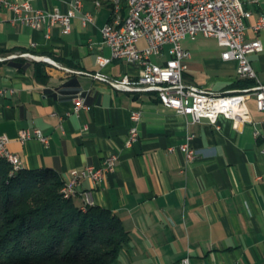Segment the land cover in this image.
<instances>
[{"label": "crops", "instance_id": "1", "mask_svg": "<svg viewBox=\"0 0 264 264\" xmlns=\"http://www.w3.org/2000/svg\"><path fill=\"white\" fill-rule=\"evenodd\" d=\"M28 1L35 9L67 12L68 0ZM251 13L245 20L246 39L258 37L263 50L249 56L264 83V30H252L264 15V0H241ZM94 21L71 20L70 32L55 25L46 37L15 21V13L0 4V88L12 89L0 101V134L22 167L47 169L66 180L70 172L88 165L99 167L110 154L116 168L96 183L81 180L73 198L91 190L95 205L116 214L130 235L115 264H264V112L253 97L244 101L250 121L235 122L220 115L215 125L203 119L191 123L162 105L153 93L118 91L94 78L125 74L136 77L140 66L114 59L100 67L97 57H111L101 29L111 18V6L84 0L82 13ZM126 15V10L123 11ZM145 44L140 42V46ZM191 57L186 61L187 83L217 95L238 93L237 62L222 59L214 37L184 39ZM31 53L58 65L33 61ZM17 57L8 59L9 55ZM166 55L153 61L164 63ZM86 95L88 108L73 110V96ZM133 110L141 111L139 138L127 146ZM38 128L47 138L20 140L23 129ZM196 151L188 161L179 145Z\"/></svg>", "mask_w": 264, "mask_h": 264}, {"label": "built area", "instance_id": "2", "mask_svg": "<svg viewBox=\"0 0 264 264\" xmlns=\"http://www.w3.org/2000/svg\"><path fill=\"white\" fill-rule=\"evenodd\" d=\"M104 3L111 6V18L102 27L103 44L111 51V57H97V63L103 67L114 59L123 60L129 64L139 65L140 74L131 77L125 74L120 79H109L106 75L95 72L94 78L103 80L118 91L153 93L156 99L165 107L177 114L189 117L191 123L208 120L215 125L220 115L232 118L235 122L250 121L244 101L253 97L259 111L264 112V83L254 70L249 56L263 50V44L258 37L246 39L245 20L251 13L243 8L241 0H95L97 7ZM7 9L15 13V21L34 29H43L49 37L53 26L60 25L62 32H70L71 20L81 14L82 23L88 25L94 21L92 14L82 13L84 0H68V11L63 13L57 9L41 10L32 7L30 2L21 3L0 0ZM126 10V15L123 11ZM254 33L264 30V15H259L252 26ZM198 35L214 37L223 48L221 57L237 62V76L241 80H251L253 86L244 88L233 94L217 95L201 89L184 80L187 71L186 61L191 57L189 50L184 48V39H195ZM145 44L140 46V42ZM166 55L164 63L153 61L154 57ZM23 56L33 61H44L58 65L49 57L31 53ZM17 55H9L14 59ZM3 57H0L2 59ZM12 89L0 88V101ZM73 110L79 113L87 109V99L83 92L76 93L73 98ZM141 111L133 110L130 118L127 146L139 138L138 123ZM187 142L179 145L188 161L196 157V151ZM37 138L47 143V138L38 128L23 129L20 140ZM9 138L0 134V154H9L15 160V171L22 169L17 154L8 150ZM117 155L107 156L99 167L88 165L80 170H73L64 180L62 194H70L73 199L82 179L89 178L100 183L108 173L116 168ZM82 196V211L95 205L91 190H84ZM181 264H190V258L185 257Z\"/></svg>", "mask_w": 264, "mask_h": 264}, {"label": "trees", "instance_id": "3", "mask_svg": "<svg viewBox=\"0 0 264 264\" xmlns=\"http://www.w3.org/2000/svg\"><path fill=\"white\" fill-rule=\"evenodd\" d=\"M13 168L0 158V264L116 263L130 240L116 214L97 205L82 211L53 171Z\"/></svg>", "mask_w": 264, "mask_h": 264}, {"label": "bare ground", "instance_id": "4", "mask_svg": "<svg viewBox=\"0 0 264 264\" xmlns=\"http://www.w3.org/2000/svg\"><path fill=\"white\" fill-rule=\"evenodd\" d=\"M0 158L7 160L15 168V160L9 154H0ZM64 181V180H63ZM62 192V188H61ZM65 198H70V194H63Z\"/></svg>", "mask_w": 264, "mask_h": 264}, {"label": "rangeland", "instance_id": "5", "mask_svg": "<svg viewBox=\"0 0 264 264\" xmlns=\"http://www.w3.org/2000/svg\"><path fill=\"white\" fill-rule=\"evenodd\" d=\"M190 39V38H189Z\"/></svg>", "mask_w": 264, "mask_h": 264}]
</instances>
